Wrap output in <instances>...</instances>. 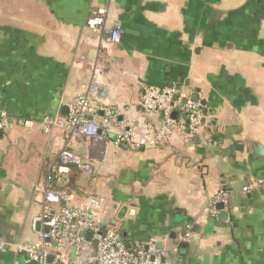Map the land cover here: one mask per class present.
<instances>
[{"label": "crops", "instance_id": "0c3cea01", "mask_svg": "<svg viewBox=\"0 0 264 264\" xmlns=\"http://www.w3.org/2000/svg\"><path fill=\"white\" fill-rule=\"evenodd\" d=\"M99 7L109 16L93 32L87 21ZM117 26L125 35L111 45ZM92 84L136 130L161 125L142 106L145 86L185 90L198 96L204 128L191 135L178 114L163 143L140 149L113 135L92 148L76 133L71 150L90 171L54 176L67 135L43 122L66 119ZM1 113L0 239L12 247L41 242L32 219L52 187L69 199L57 208L102 200L103 228L129 248L154 239L174 264H264V0H0ZM0 264L35 263L9 248Z\"/></svg>", "mask_w": 264, "mask_h": 264}, {"label": "built area", "instance_id": "2783aa9c", "mask_svg": "<svg viewBox=\"0 0 264 264\" xmlns=\"http://www.w3.org/2000/svg\"><path fill=\"white\" fill-rule=\"evenodd\" d=\"M109 9L99 7L92 11L87 27L93 32L104 31ZM111 45H119L125 30L117 26L109 31ZM101 89L97 84L84 87L82 93L67 105L68 117L46 119L43 122L45 131L58 127L67 135L66 143L58 157V166L53 170L54 176L67 177L72 166L90 171V168L71 150V136L80 134L91 141L92 148L107 145L110 136H115L116 143H124L134 148L157 146L163 143L171 133L180 127V122L173 117L177 112L188 117L186 129L191 135L204 128V116L199 102H194L185 90L173 87L161 90L155 87H144L142 106L151 114L162 115L161 125L145 124L141 130L129 127L120 121L114 107L102 104ZM21 125L32 127L33 121L21 119ZM8 116L0 114V128L6 129ZM256 186L264 192V179L256 181ZM250 191L245 187L244 194ZM229 194L220 192L214 204L225 203ZM68 197L52 187L45 190L44 210L32 219V230L39 234L37 245H14L0 239V250L15 248L25 253L27 260L35 264H174V253L158 248L154 239L141 243L136 248H129L120 234L113 229L103 228L100 212L103 201L90 198L85 204L70 208H57ZM92 233V238L86 236ZM189 234L185 239H189ZM94 242L96 245L94 246ZM72 248H75V259L72 260ZM53 260L50 262V257Z\"/></svg>", "mask_w": 264, "mask_h": 264}, {"label": "water", "instance_id": "95a60500", "mask_svg": "<svg viewBox=\"0 0 264 264\" xmlns=\"http://www.w3.org/2000/svg\"><path fill=\"white\" fill-rule=\"evenodd\" d=\"M193 101H194V102H198V96H197V95H194V96H193ZM177 115H178V113L175 112V113L173 114V117L176 118ZM258 149H259V154H260V155H264V148H263L261 145H258ZM218 209H219L220 211H223V210L225 209V204H223V203L219 204V205H218ZM220 218H221V219L226 218V213H221V214H220ZM86 236L88 237V239H91V238H92V233H88ZM95 245H96V242H94V246H95ZM71 256H72V260H74V259H75V248H72V255H71ZM52 259H53V257L51 256L49 261L51 262ZM84 264H88V263H84Z\"/></svg>", "mask_w": 264, "mask_h": 264}, {"label": "trees", "instance_id": "16d2710c", "mask_svg": "<svg viewBox=\"0 0 264 264\" xmlns=\"http://www.w3.org/2000/svg\"><path fill=\"white\" fill-rule=\"evenodd\" d=\"M182 119L184 120L183 124L186 126L188 123V117L187 116H183L181 115ZM178 121H180L179 119H177ZM188 130V129H187Z\"/></svg>", "mask_w": 264, "mask_h": 264}]
</instances>
